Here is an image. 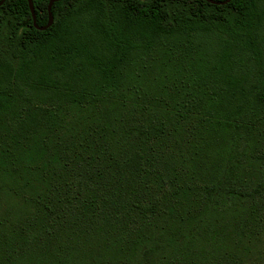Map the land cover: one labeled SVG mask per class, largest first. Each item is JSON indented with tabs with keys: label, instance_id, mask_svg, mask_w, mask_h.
<instances>
[{
	"label": "trees",
	"instance_id": "1",
	"mask_svg": "<svg viewBox=\"0 0 264 264\" xmlns=\"http://www.w3.org/2000/svg\"><path fill=\"white\" fill-rule=\"evenodd\" d=\"M50 1L0 6V264H255L264 0Z\"/></svg>",
	"mask_w": 264,
	"mask_h": 264
},
{
	"label": "water",
	"instance_id": "2",
	"mask_svg": "<svg viewBox=\"0 0 264 264\" xmlns=\"http://www.w3.org/2000/svg\"><path fill=\"white\" fill-rule=\"evenodd\" d=\"M6 0H0V6L5 2ZM29 1V5H30V8H31V11H32V14H33V19H34V23L36 26L37 25V15H36V11H35V5H34V0H28ZM56 1H60V0H51L50 1V5H49V10H50V18H51V22L50 24L52 23V20H53V15H52V6L53 4L56 2ZM213 2V0H211ZM229 1V0H228Z\"/></svg>",
	"mask_w": 264,
	"mask_h": 264
},
{
	"label": "rangeland",
	"instance_id": "3",
	"mask_svg": "<svg viewBox=\"0 0 264 264\" xmlns=\"http://www.w3.org/2000/svg\"><path fill=\"white\" fill-rule=\"evenodd\" d=\"M264 263V255L259 260H256L255 264H262Z\"/></svg>",
	"mask_w": 264,
	"mask_h": 264
}]
</instances>
